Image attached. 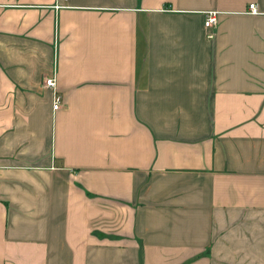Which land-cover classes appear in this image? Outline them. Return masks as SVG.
<instances>
[{
	"label": "crops",
	"instance_id": "crops-1",
	"mask_svg": "<svg viewBox=\"0 0 264 264\" xmlns=\"http://www.w3.org/2000/svg\"><path fill=\"white\" fill-rule=\"evenodd\" d=\"M0 264H264V0H0Z\"/></svg>",
	"mask_w": 264,
	"mask_h": 264
},
{
	"label": "built area",
	"instance_id": "built-area-1",
	"mask_svg": "<svg viewBox=\"0 0 264 264\" xmlns=\"http://www.w3.org/2000/svg\"><path fill=\"white\" fill-rule=\"evenodd\" d=\"M248 11L251 14H258L257 8L254 4L248 5ZM216 23H217L216 12L214 11L208 12L204 19V27L210 28L216 25ZM44 86L52 91L53 93L52 109L57 110L61 102V96L56 89L55 77L51 76L45 78Z\"/></svg>",
	"mask_w": 264,
	"mask_h": 264
}]
</instances>
